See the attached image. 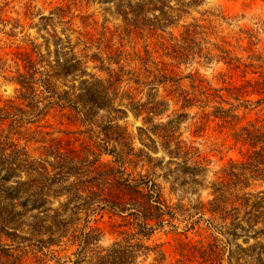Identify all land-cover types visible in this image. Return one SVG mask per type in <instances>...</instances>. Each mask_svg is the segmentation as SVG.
<instances>
[{"label":"trees","instance_id":"1","mask_svg":"<svg viewBox=\"0 0 264 264\" xmlns=\"http://www.w3.org/2000/svg\"><path fill=\"white\" fill-rule=\"evenodd\" d=\"M113 1L117 2L112 10H106L130 35L164 33L182 8L200 2L177 0L175 7L172 0ZM64 12L56 7L49 16L39 17L36 26L52 40V52L42 53L33 43L26 51H16L10 75L0 58L3 80L15 87L14 96L0 102V241L5 238L15 245L0 242V264H264V193L245 192L254 182L264 183V124L242 122L246 113L264 106V55H248L247 63L217 46L218 55L207 51L204 58L223 62L226 72L221 77L229 81L223 79L215 88L196 74L189 75L191 91H185L181 79L151 61L147 47L143 57L134 55L142 66L139 70L121 66V50L107 56L116 69L104 68L97 55L82 62L68 40L47 31L54 17L61 20ZM8 25L0 18V32L14 37L18 23L6 33ZM87 62L98 63L93 69L104 78L88 74L83 69ZM236 73L239 80L231 81ZM67 79L78 80V86H66ZM161 88L166 97L158 95ZM193 109L194 134L214 124L220 132H229L231 147L240 155L207 186L202 184L204 159L182 139L181 127ZM101 112L105 115L97 123ZM127 113L141 121L137 129L141 147L147 153H162L156 162L143 149L135 151L131 136L119 124ZM52 114L60 122L64 118L69 125L85 128L79 133L87 139H75L78 147L67 137L47 139L51 133L44 130L51 125L44 122ZM23 129L24 134L40 137L38 159L13 140ZM104 157L110 159L103 161ZM138 164L159 170L167 183L190 193L193 187L208 189L209 198H197L187 207L171 205L149 176L128 171V165ZM103 215L118 220L113 227L122 228L121 237L107 247L99 246L103 232L90 224L91 218ZM183 222L185 231H208L206 243L179 245L176 257L169 259L142 241L161 227L176 230ZM62 243L75 251L61 257L53 248ZM150 253L153 258L148 259Z\"/></svg>","mask_w":264,"mask_h":264},{"label":"rangeland","instance_id":"2","mask_svg":"<svg viewBox=\"0 0 264 264\" xmlns=\"http://www.w3.org/2000/svg\"><path fill=\"white\" fill-rule=\"evenodd\" d=\"M176 1L172 0V5L179 7V3ZM181 1L188 3L191 0ZM116 2H112V0H107V3H102L100 0H0V18L9 23L4 32L8 33V29L15 24V21L19 26L15 30L14 37L11 38L0 32V58L5 62L7 75H10V71H14L13 57L16 51H26L30 49L33 43L39 47L42 53H45L46 50L52 52V40L44 31L37 30L36 26L39 17L49 16V12L56 7L65 10L61 14L64 15V18L56 20L54 17L53 25L47 31L50 34H55L63 42L68 40L70 47L73 48L77 57L82 59V62L87 61L93 55H97L104 61V68L111 65L110 69H116V66L109 64L107 56L113 55L115 50H121V66L125 70H139L142 66L134 55L143 57V49L147 47L151 61L157 63L159 67L163 66L181 79L179 85L185 91H191L189 75L196 74L215 88L222 86L223 79L229 81V78L221 77L226 72L223 62H219L217 59L207 61L204 58L207 51L211 55H218L215 49L217 46L228 50L231 57H242V62L246 61L247 63H250L246 59L248 55H264V0H200L195 6L188 5L182 8V13L177 14L174 25L167 28L164 33H133L131 35L123 31L122 21L113 17L106 10L111 11ZM187 29L192 30L194 34L185 33ZM102 33L103 36H101ZM43 38L47 40L44 41ZM238 40L240 41L238 42ZM239 47L247 49V52L240 51ZM96 65L98 63L87 62V64H83V69L90 75L104 78V73L93 69ZM253 65L258 64L253 63ZM147 66L149 69L152 67L150 63H147ZM239 78L240 76L236 73L231 81L239 80ZM67 80L66 86L75 85L76 88L79 84L78 80ZM58 86L62 89L65 88L61 85ZM14 89L15 87L5 82L0 74V102L13 97ZM158 95L166 97L167 91L161 88ZM252 100H256V98H252ZM187 113V121L181 127L182 139L189 141L204 159L206 171L202 184L207 186L230 159L236 160L240 155L237 149L231 147L229 132L227 130L220 132L214 124L206 127L204 131L194 134L193 124L196 119L191 121L190 118L197 111L193 109ZM104 115L103 112L99 113L98 117L95 118L97 123L100 122L99 117ZM255 120L260 125L264 124V106L253 108L252 112L246 113L242 122ZM45 123L51 125V128L44 130L51 133L47 139L67 137L74 147H78L75 139H87L86 134L79 133V131L85 132V128L80 127L79 124L73 125L71 123L69 125L64 118L60 122V118L54 114L48 116ZM119 124L131 136L135 151L143 149L140 144L141 138L137 134V129L141 127V121L127 113L126 117L121 116ZM33 129L31 128L30 132ZM59 131H70L72 134L65 136ZM24 132L23 129L21 134L13 135V140L19 146L25 147L31 158L38 159L41 156V147L43 146L39 142L40 137L32 133L24 134ZM144 151L147 153L146 150ZM147 155L154 162L162 157L161 152L158 154L147 153ZM109 159V157L102 158L103 161ZM172 163L175 164L178 161ZM174 164L171 165V168L175 167ZM127 168L129 172L134 174L149 176L159 185L163 197L171 205L180 204L187 207L197 198L202 200L209 198L208 189L193 187L194 192L192 193L185 189L182 190L167 183L159 170L152 169L147 164L128 165ZM245 192L251 194L264 193V183L254 182ZM115 222L119 221L108 215H103L102 218H91V226H96L103 232L99 246L107 247L121 237L119 232L122 231V228L113 227ZM185 225L184 222L177 224L176 230L171 227H161L142 241L149 248L158 247L169 259L176 257L179 245L206 243L208 231L204 233L196 228L185 231ZM200 228L204 229L203 226ZM125 230L130 234L135 232L133 229ZM242 235L240 237H243ZM243 238L246 239V237ZM0 242L7 245L14 244L5 238ZM237 243L242 244V240L238 239ZM248 244H252V240H249ZM242 246L245 247L246 245L242 244ZM53 250L64 257L73 253L75 247L62 243ZM151 258H153L152 253L148 256V259Z\"/></svg>","mask_w":264,"mask_h":264}]
</instances>
